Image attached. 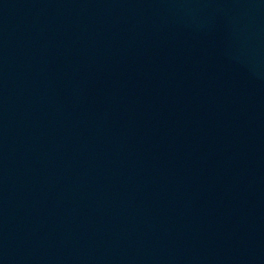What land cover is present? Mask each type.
Returning <instances> with one entry per match:
<instances>
[{
	"label": "water",
	"instance_id": "95a60500",
	"mask_svg": "<svg viewBox=\"0 0 264 264\" xmlns=\"http://www.w3.org/2000/svg\"><path fill=\"white\" fill-rule=\"evenodd\" d=\"M1 264H264V0H0Z\"/></svg>",
	"mask_w": 264,
	"mask_h": 264
}]
</instances>
